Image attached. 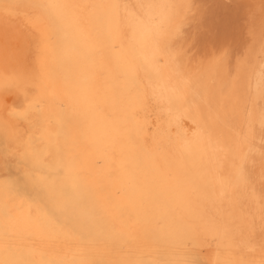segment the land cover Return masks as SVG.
Listing matches in <instances>:
<instances>
[{
    "label": "bare ground",
    "instance_id": "1",
    "mask_svg": "<svg viewBox=\"0 0 264 264\" xmlns=\"http://www.w3.org/2000/svg\"><path fill=\"white\" fill-rule=\"evenodd\" d=\"M46 1L92 58L69 70L42 16L0 4V134L39 191L15 195L0 168V264H192L206 235L210 264H264L240 243L247 96L228 44L195 43L201 1ZM74 144L89 169L47 180Z\"/></svg>",
    "mask_w": 264,
    "mask_h": 264
},
{
    "label": "rangeland",
    "instance_id": "2",
    "mask_svg": "<svg viewBox=\"0 0 264 264\" xmlns=\"http://www.w3.org/2000/svg\"><path fill=\"white\" fill-rule=\"evenodd\" d=\"M193 1L189 3V1L186 0L185 5L192 6L198 3V0ZM199 1H201L202 6H204L205 8H203V10L201 11V21H197L195 23L196 27H198L196 35L197 40L195 42L196 45H198L200 49H204L211 46L215 47L222 43H227L230 47L231 52L229 57L231 69L233 71H238L242 86L244 87V91L246 92L247 98L246 102L244 103L245 115L238 120L237 130L239 131L238 133L240 134V136L242 135L241 138L245 136L247 137L249 142L251 141L250 144L252 146L250 150L253 151L250 152L249 150L248 157L245 162V168L247 183L249 187L254 188V195L257 196L254 198L255 200L253 199V202L250 201L251 203H248L249 200L245 201L246 209H248V211L252 210L249 213H253V215L247 218V223L250 225L251 231L243 239L240 240V243L247 249H250L252 251H259L262 253L264 249V120L261 119H263L264 117V78L261 77L260 73L262 68H264V1ZM0 4H3L18 12L42 16L51 28L52 40L54 44H56L55 48H57V51L62 54L64 65L68 67L69 70L72 69L73 66L71 62H73L74 60H76L78 63H82L84 59L87 61L91 60L92 53L83 49L81 44L73 37L68 26H66L61 20H59L58 17L53 13L48 1L0 0ZM135 8L138 9L136 4ZM258 18L261 20V22ZM60 28L62 31L60 30ZM192 28L193 24L191 29ZM62 41L64 42L63 47L61 45ZM66 57L68 59H65ZM250 72L252 73L250 74ZM259 84H261V86ZM67 85L69 90L74 89L73 84L69 83ZM57 105L61 106V109L67 110L69 108V104L65 100H57ZM251 119L253 120L251 121ZM68 120L69 117L67 116L66 121ZM246 121H248V124ZM4 150V144L2 142V137L0 134V168H4V173L1 174V176H3L8 182L7 187L11 191H13L15 195L22 197H25L26 195L25 198L31 201H35L39 196V194L37 193L39 191L33 185H31L29 179H26L27 175L25 169L21 168V166H19L17 163L12 162L10 156H7ZM68 160H74L78 164L80 169H84L86 171L89 169V165L85 161L79 146L74 144L70 147V150L67 154H60V157L57 159V161L53 162L52 160H50L49 166L42 171L45 176L47 175V180L48 176L49 178L52 176L54 179H58L59 173L61 174L64 172V166L60 164V162ZM44 183L45 182L43 181V184ZM249 239H251V241ZM204 240L206 242H204ZM214 245L215 239L209 235H206L203 238V246L205 248L202 246L201 248L195 250L192 248V245H190L191 263L210 264L207 250L214 248Z\"/></svg>",
    "mask_w": 264,
    "mask_h": 264
},
{
    "label": "snow or ice",
    "instance_id": "3",
    "mask_svg": "<svg viewBox=\"0 0 264 264\" xmlns=\"http://www.w3.org/2000/svg\"><path fill=\"white\" fill-rule=\"evenodd\" d=\"M260 75L262 78H264V68H262Z\"/></svg>",
    "mask_w": 264,
    "mask_h": 264
}]
</instances>
